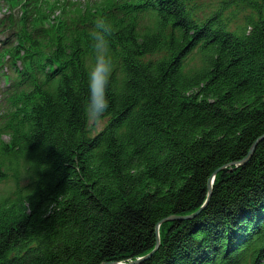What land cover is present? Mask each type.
Listing matches in <instances>:
<instances>
[{
	"label": "trees",
	"instance_id": "1",
	"mask_svg": "<svg viewBox=\"0 0 264 264\" xmlns=\"http://www.w3.org/2000/svg\"><path fill=\"white\" fill-rule=\"evenodd\" d=\"M190 1L0 0V264H264V0L203 19Z\"/></svg>",
	"mask_w": 264,
	"mask_h": 264
},
{
	"label": "clouds",
	"instance_id": "2",
	"mask_svg": "<svg viewBox=\"0 0 264 264\" xmlns=\"http://www.w3.org/2000/svg\"><path fill=\"white\" fill-rule=\"evenodd\" d=\"M114 26L107 17H98L89 36L93 47V62L87 70L88 97L83 105L85 118L95 122L109 107L108 85L113 70V57L109 38Z\"/></svg>",
	"mask_w": 264,
	"mask_h": 264
},
{
	"label": "rangeland",
	"instance_id": "3",
	"mask_svg": "<svg viewBox=\"0 0 264 264\" xmlns=\"http://www.w3.org/2000/svg\"><path fill=\"white\" fill-rule=\"evenodd\" d=\"M223 4H224V0H191L189 2V6L192 10V13L198 19L206 18L212 12L220 9ZM250 11H251V8L247 7L245 3L235 1V2L230 3V5L226 9L223 10V16L228 17L230 21V25L234 26L236 24L242 23L244 15L246 13H249ZM105 121H106V117L100 118L99 120L95 122H92L89 120L88 123L92 125L91 131L94 132V131H98L99 129H101ZM8 186L12 187V184L9 182H5V181L0 182V194L3 193L7 189ZM207 189H208V186H207ZM210 194L211 193H209V190H208V193L206 195V202L208 201ZM203 205H205V202Z\"/></svg>",
	"mask_w": 264,
	"mask_h": 264
},
{
	"label": "water",
	"instance_id": "4",
	"mask_svg": "<svg viewBox=\"0 0 264 264\" xmlns=\"http://www.w3.org/2000/svg\"><path fill=\"white\" fill-rule=\"evenodd\" d=\"M251 152H252V148H250V150H248V155L251 154ZM211 182H212V179H209L208 184H207L209 193L211 191ZM175 217H177V216L171 215V216L167 217L166 219L175 218ZM158 244H159V239H158V231H157L156 247L158 246ZM154 250L155 249H153L152 251H150L149 253H147L141 257L134 258L127 263H124V262H102L100 264H136V263L140 262L141 260L149 257L154 252Z\"/></svg>",
	"mask_w": 264,
	"mask_h": 264
}]
</instances>
